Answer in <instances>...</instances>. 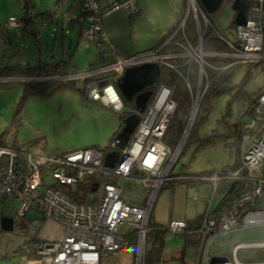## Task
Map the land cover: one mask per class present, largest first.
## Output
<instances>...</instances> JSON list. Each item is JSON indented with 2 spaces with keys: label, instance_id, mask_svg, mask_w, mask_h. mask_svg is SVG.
<instances>
[{
  "label": "built area",
  "instance_id": "1",
  "mask_svg": "<svg viewBox=\"0 0 264 264\" xmlns=\"http://www.w3.org/2000/svg\"><path fill=\"white\" fill-rule=\"evenodd\" d=\"M186 2V14L175 31L183 34L185 19L191 14L197 34L196 45L192 46L184 35V44L172 36L165 44L173 43L181 47V50L162 51L160 46L151 51L115 58L98 69L82 74H67L64 78L108 72L104 79L87 80L85 92L91 100L101 101L113 110L120 111L122 99L116 84L124 68L157 62L176 71L185 81L190 96L186 123L192 126L209 82L204 70L206 56H226L231 59V63L264 62V0H254L248 8L244 24H234L233 40L213 26L197 0ZM81 4L87 12L81 39L94 42L98 35L99 42L95 46L102 53L104 36L100 30V20L105 10L101 9L98 0H81ZM119 6L128 8L130 12L137 10L135 0H117L108 9ZM201 22L204 23L203 30ZM22 24V18L11 16L3 26L10 30ZM207 26L212 27L217 37L226 43L228 51L216 53L202 49V38ZM193 62L197 65L194 89L188 75ZM103 80L106 83L101 85ZM173 89L171 85L160 84L142 112L134 105L124 111L126 115L137 114L138 122L123 147H117L115 136L110 142V148L106 151L118 149L119 158L122 157V161L112 167L104 164L106 151L92 147L47 156L21 147L0 144V198L13 197L17 202L16 213L20 216L35 210L63 228L60 240L33 242L24 248L22 259L14 264H100L103 256L109 253L116 255L119 249L128 245L134 248V264H145V231L154 199L165 182L182 177L180 174L172 175L171 168L184 144L183 131L175 145H169L163 140L177 106ZM235 139L237 164L200 177L209 180L213 188L223 178L234 179L235 183L229 199L224 203L219 202L212 208V194L207 200L204 213L194 230L198 239L193 264H264L242 262L235 255L239 248H264V241L234 243L232 259L226 258L222 262L211 263L209 253L210 241L215 236L264 224V87L255 95L252 116ZM44 167L50 168L49 175L42 173ZM47 177L51 178L52 183L45 182ZM90 177L94 178L91 180L94 183L92 189L85 192L84 200L73 199L71 195L77 192L71 187ZM116 178L135 181L147 187L143 202L133 204L125 201L121 195L122 187L116 183ZM99 187L101 190L97 195L95 190ZM194 199L197 200V197ZM185 227L186 221L182 219H171L166 224L167 232L174 235L183 233Z\"/></svg>",
  "mask_w": 264,
  "mask_h": 264
},
{
  "label": "rangeland",
  "instance_id": "2",
  "mask_svg": "<svg viewBox=\"0 0 264 264\" xmlns=\"http://www.w3.org/2000/svg\"><path fill=\"white\" fill-rule=\"evenodd\" d=\"M29 14L35 16L37 11L50 9L55 4V0H30ZM68 1V0H67ZM22 0H0V23H5L9 15L20 17L22 15ZM12 9H14L13 12ZM60 9V8H59ZM75 12L66 11L63 14L58 11L53 14L49 20L39 21V31L34 36L30 31L23 32L20 27L10 29L7 37L9 42L3 41L0 37V65L17 61L31 65L36 63L39 56L41 61H50L61 56L64 50V58L68 59L69 71L71 74H82L102 65L101 56L93 42H82L74 48L65 46L62 48L61 41L68 44L71 37L74 36L77 24L74 28L71 26L70 15ZM213 24L219 32H223L230 39H234V10L230 3L223 2L215 12ZM74 22V21H73ZM86 26V20L84 19ZM31 28V27H30ZM64 32L62 37L61 32ZM72 50L74 52L72 53ZM18 53V56H16ZM11 57L13 60H10ZM101 65V66H100ZM264 69V63H261ZM166 67H162L165 69ZM259 67L253 69L249 74V79L243 84L244 93L232 97L229 92L220 91L209 95L205 105L209 110L201 108L194 122L192 130L195 131L197 138L203 135H209L211 129L217 127V121L221 120L222 114L228 112L226 120L232 122L234 118L246 123L250 120L249 113L245 110L251 98H254L257 89L264 85V71ZM108 72L94 73L92 75L77 76L71 78H62L63 84L55 88L52 92L45 95H29L23 101V82L27 80H8L0 83V140L2 144H10L15 140L18 145H22L32 153H41L47 156L71 151L82 147H100L103 148L109 144L110 139L115 136L119 129L120 112L132 107L131 102H127L122 97V108L115 111L104 105L101 101L91 100L85 92V79H95L101 76H107ZM245 74L238 69L233 74L234 81L240 82ZM21 101V102H20ZM20 107L17 109L19 106ZM189 110L179 109L174 114L172 131V144L178 142L177 128L184 129ZM14 119L11 120L12 114ZM192 131V132H193ZM190 139L181 149L174 165L171 168L172 175L182 173H197L225 167L234 163L236 158V147L227 144L224 139H217L213 145H201L196 147L199 140ZM50 168H43L42 173L49 175ZM116 183L122 187V197L125 201L139 203L146 196L147 187H142L138 182L130 181L124 178H116ZM45 182L52 183L50 177L45 178ZM174 181L165 182L154 199L151 209V218L155 222L166 224L170 215L175 216L179 211L176 205L174 191ZM234 179L223 178L219 180L213 188L212 183L207 179H200L192 182L180 184L183 186L180 190V208H184L182 213L176 214L182 219H193L194 224L198 222L203 204L210 199L211 206H216L219 201L227 194L228 190L234 186ZM101 187L96 189L97 195ZM197 197L198 200H194ZM8 212L14 215V228L11 231L1 233L3 238L6 234L12 236L31 235L36 232L32 223L22 225L19 221L20 216L16 213L17 203L13 197H2ZM6 211V209H5ZM175 216V217H176ZM47 220V218H45ZM45 220H38L36 223L41 225ZM53 221V220H52ZM55 222V221H54ZM44 224L39 229L42 230ZM4 239V238H3ZM198 234L194 242L185 243L183 237L167 232L164 236L163 248L161 251V261L159 263L148 264H193ZM53 239H49L52 241ZM3 240L0 238V245ZM264 241V224L250 226L242 229H235L215 236L209 244V253L211 256H224L232 259V247L237 242ZM150 243H146V248ZM17 248V247H15ZM184 250L182 258L180 251ZM0 254H4L1 252ZM134 248L128 245L117 251L116 255L109 253L101 258L100 264H134ZM236 258L242 262H264V248H239L235 252ZM22 259L21 253H14L10 257L1 256L0 264L14 263Z\"/></svg>",
  "mask_w": 264,
  "mask_h": 264
},
{
  "label": "trees",
  "instance_id": "3",
  "mask_svg": "<svg viewBox=\"0 0 264 264\" xmlns=\"http://www.w3.org/2000/svg\"><path fill=\"white\" fill-rule=\"evenodd\" d=\"M55 4L51 9L48 10H43L39 11V13H36L35 16H37L40 19H44L47 17L49 14H54L58 12L60 7H66L64 10H62V13L66 11H70L73 9V1H76V10H73L75 12L74 16L72 17V20L74 23L79 24V29L77 28V32L79 30V39H81L82 31L84 26V19L86 16V10L83 8L81 4V0H55ZM232 0H223V2L230 3ZM67 2V3H66ZM222 2V4H223ZM67 4V5H66ZM221 4V5H222ZM31 5L30 0H22V15L20 18L23 19V24L21 26V29L26 32L27 29H32L30 27H37L38 21H35L32 19L33 15L29 14V6ZM220 5V6H221ZM203 8V7H202ZM187 10V2L184 0L183 4V11L180 15V20L185 16ZM204 10V8H203ZM205 15L208 18V20L213 23V16L215 14L211 13L208 14L205 10ZM64 15V14H63ZM179 20V21H180ZM33 22V24H31ZM179 23V22H178ZM175 24L174 27L171 28L166 34H164L158 41L156 47L162 46L161 50L162 51H175V50H181L179 46H176L173 43H166L165 42L168 40L169 37H174L176 40L181 42L182 44L185 43V40L183 38V35L186 37L187 41L192 45H196L197 43V34H196V29H195V22L193 19V16L191 14H188L186 19H185V24H184V32L183 34L181 32H176V26L178 25ZM35 24V25H34ZM234 20L232 21V25L234 26ZM214 26V24H213ZM204 27V26H203ZM215 27V26H214ZM33 28V29H34ZM10 32L9 29L5 28L3 26V23H0V34L4 37V39H7V34ZM36 30L34 33L36 34ZM97 34V32H96ZM99 42L98 35L94 38V44L97 45ZM67 43H65L64 40L61 41V46H66ZM202 49L206 52H216V53H225L228 51V47L226 43L221 40L219 37L214 32V29L212 27H206L204 30L203 38H202ZM64 51L61 52V56L59 58H55L50 61H41L40 57L38 56L36 58V63L31 65L29 62L22 64L23 62L17 61L16 64H13L12 61H9L8 64H1L0 65V76H29V77H50V76H64L68 74V67L71 59V55L69 56L68 59L64 58L63 56ZM16 56H18V53H16ZM10 60H13L11 57ZM206 64L204 65V70L206 73V76L209 80L203 95L201 97L198 110L196 113L195 120L197 118V115L199 113V110L201 108H205L206 110H209V106L205 105V101L208 100L209 95L212 93H218L220 91H226L229 92L232 97H237V95H240L244 93L246 95V92H243L242 86L243 84L246 83V81L249 79V74L252 73L253 69L256 70L257 68H261V63L264 62H252V63H231V59L226 56H220V55H214V56H206L205 57ZM231 63V64H230ZM162 67L166 66H161L160 68V75L157 78L156 82L150 87L152 89V94L155 92L157 87L160 84H166V85H171L173 89V98L175 99L177 106L175 109L174 114L177 112L179 109H185L189 110V105H190V96L188 92V88L185 84V81L179 76V74L172 70L169 67H166L165 69H162ZM240 69L242 73L245 74L243 80L240 82H235L233 79V74H235V71ZM189 75V81L192 89L195 88V84L197 81V65L195 62L192 63L191 65V70ZM86 81L89 79H85ZM63 84L62 80H29V81H24L23 82V94L21 97V101L25 99L29 95H34V94H40V95H45L47 93L52 92L55 88L61 86ZM257 94V93H256ZM253 100L254 98H251V100L248 103V107L246 108L245 112L249 113L250 118L252 116V105H253ZM20 101V102H21ZM20 102L18 103L19 106L17 109L20 107ZM131 105L133 106V102H131ZM174 114L172 115L168 126L166 128L163 140L168 143L169 145H173V138H172V131L173 128V121H174ZM228 112H224L222 114L221 120L217 121V127L212 128L211 133L209 135H203L200 138H197L195 131L192 130L193 125L191 126L188 135L184 141V144L182 148L184 147L185 143L190 139L191 134H192V141L199 140L196 144V147H200L201 145L209 144L213 145L215 143V140L217 139H224L227 144L234 145L236 147V155H238V150H237V141L236 137L245 129V124L244 122H241V120H238L237 118L232 120V122H229L226 120V115ZM126 116L124 112H120L119 119H120V125L119 129L120 130L122 126V119ZM117 131V132H118ZM178 135L181 133V128H177ZM193 131V132H192ZM114 136L110 139H112ZM230 138H233V140H230ZM12 146H17L15 144H11ZM21 146V145H20ZM96 148L98 150H107L110 148V142L107 146L100 148V147H92ZM237 160V156L235 158V161ZM237 163H233L231 165L221 167V169H226L228 167L232 168L236 165ZM215 169L212 170H207V171H201L197 173H182V177L175 179V182H186V181H196L200 180L201 176H207L210 175ZM94 179L93 177H90L87 180H80L78 184H76L73 190L77 193L74 195H71L73 199H76L78 201H83L84 200V194L86 191H89L92 189V185L94 182H91V180ZM103 180H111V178H104ZM72 190V189H70ZM232 193L230 190L227 192V194L222 198L220 202L224 203L226 200L229 199V195ZM194 220H188L186 221V227L184 228L183 233L179 234L182 235L184 238L185 242H192L195 240V227L196 224L193 222ZM167 233V229L165 226H162L158 223L153 222L151 218L148 220V225L147 229L145 231V264H148V262L151 263H159L161 261V249H162V244H163V239H164V234ZM149 242L150 246L146 248V243ZM29 245H25L21 248L18 249L19 253L24 252V248Z\"/></svg>",
  "mask_w": 264,
  "mask_h": 264
},
{
  "label": "crops",
  "instance_id": "4",
  "mask_svg": "<svg viewBox=\"0 0 264 264\" xmlns=\"http://www.w3.org/2000/svg\"><path fill=\"white\" fill-rule=\"evenodd\" d=\"M68 1H70V0H68ZM115 1H117V0H98L99 6L101 7V9L105 10V12L102 15L101 20H100V30L104 36V39H103L102 45H101L103 52L99 53L101 56V59H102V64H101L102 66L113 61L115 58L127 57V56H131V55H134L137 53L147 52V51H151V50L158 48V47H156V45H157L159 39L164 34H166L169 30H171V28L174 27L175 24H177L178 22H180L183 19L182 18L180 20V15L183 11L184 0H135V5L137 6V10L135 12H130L128 10V8H126L124 6H119L117 8H113V9L109 10L108 9L109 6ZM65 8L60 7V9L58 11H60L62 13V10H64ZM46 10H48V9H46ZM73 10H76V1H73V9L70 10L69 12H72ZM13 11H14V9H12L11 12H13ZM36 13H39V11H37ZM62 14H64V12ZM74 14L70 15V21H71L72 28H74V24H75L72 20V17L74 16ZM11 16H14V15H9V17H11ZM52 16H53V13L50 14V16L48 14L47 17L44 19L50 20L52 18ZM32 19L35 21H38V18L35 19L34 17H32ZM44 19H42V20H44ZM31 24H33V22ZM38 24H39V21L36 25L37 27H35V28L31 27L32 29H27L26 32L30 31L32 34H34V36H37V33L39 31ZM84 26H85V24H84ZM203 26H204V23L201 22L202 30L204 29ZM77 28L79 29V24H78ZM20 29H21V27H20ZM35 30L37 31L36 34L34 33ZM75 31H76L74 34L75 38L72 36L69 43L66 44V46H68L69 48H74V47H76V45H80V43L85 42L82 39H79V37H78L79 36L78 35L79 30H78V32H77V29ZM61 35H62V37L65 36L63 31L61 32ZM0 37L2 38L3 41L8 40V42H9V38L4 39V37L1 34H0ZM62 40H64V39H62ZM62 48H65V46L64 47L62 46ZM73 52H74V50H72V53ZM159 66L161 67V65H159ZM98 68H100V67H98ZM262 71H264V69H262ZM68 74H71L69 69H68ZM9 77H14V76H0V83L7 82L8 80H10V79H8ZM15 77H29V76H21L20 75V76H15ZM102 77H103V79L105 78V76H101L100 79ZM27 81H29V80H27ZM262 87H264V85H261L260 88L257 89V92ZM14 115H15V113L12 114L11 120L14 119L13 118ZM3 132L0 133V136L2 135ZM0 144L1 145H7V146H12L11 144L18 145V143H16L15 140L12 141L10 144H2L1 140H0ZM18 146L23 148L22 145L21 146L18 145ZM235 162L236 161H234V163ZM220 168H217V169H220ZM187 182H192V181L175 182L174 183V185H175L174 191H176L175 192L176 205H175V202L173 203V205L177 209H179V211H176L175 216H176V214L182 213V211H184V208H180V200H181L180 190L182 191V189H183V186L180 184L187 183ZM144 198L145 197H143L139 203H133V204H141L143 202ZM130 203H132V202H130ZM206 203H207V201H205V204H203L202 212L199 214L200 217L198 218V221L204 213ZM214 207H212V208H214ZM5 209H6V211H5ZM7 209L8 208H6L5 202L0 201V216L1 215H7V216H11V217L15 218L14 215L10 214ZM175 216L170 215L166 224L171 219H182L181 217H177V216L175 217ZM150 218H151V216H150ZM43 219L45 220V217H43L42 220ZM151 220H152V218H151ZM182 220L188 221V220H193V219L191 218V219H187V220L186 219H182ZM36 221L38 222V220L27 221L24 218L23 219L20 218L19 222L22 225H25V223H27V224L32 223L33 227L37 229L36 232H34V234L30 233L31 235L27 234L26 236L25 235H21V236L14 235V236H12L11 234H6V236H4L3 237L4 239H3L1 237V235H2L1 233H4V231L0 230V238L3 240V242L1 241V243L2 244L4 243L3 245H0V249L2 250L1 252L4 253V254H0V257L1 256L10 257L12 254L18 253L19 248H21L25 245H30L35 241L38 242L40 240H49V239L50 240L53 239L56 241V240H60L63 237V228L57 222H54L51 219L47 218V220H45L46 224H44V221H43V223L38 226L36 224L37 223ZM153 222H155V221H153ZM155 223H158V224L166 227V224H162L159 222H155ZM43 224H44V226H43L42 230L40 231L39 229L41 228V226ZM194 233H195L194 238L196 239L197 233L196 232H194ZM164 236H165V234H164ZM179 236L183 237L182 235H179ZM194 241H192V242H194ZM163 242H164V239H163ZM185 243H187V242H185ZM188 243H190V242H188ZM15 247H17V248H15ZM162 248H163V244H162ZM161 251H162V249H161ZM183 253H184V250L180 251L179 256L181 258H182ZM160 256H161V253H160ZM9 264H14V262L11 260Z\"/></svg>",
  "mask_w": 264,
  "mask_h": 264
},
{
  "label": "water",
  "instance_id": "5",
  "mask_svg": "<svg viewBox=\"0 0 264 264\" xmlns=\"http://www.w3.org/2000/svg\"><path fill=\"white\" fill-rule=\"evenodd\" d=\"M204 10L208 13L216 12L223 0H198ZM254 3V0H232L230 2L231 9L234 10V23L244 24L247 16L248 8ZM160 75V66L157 62H145L141 64H136L124 68L122 74L117 81V88L124 100L127 102H133L134 107L138 111L142 112L149 100L152 89L150 88L157 80ZM66 76H50V77H9L8 79H20V80H56L62 79ZM106 81L103 80L101 85L105 84ZM138 122V116L135 113L127 114L122 119V126L120 130L115 134V138L118 140L117 147H123L132 133L134 127ZM191 125L185 123L183 129V142L190 130ZM119 150H109L104 153V164L112 167L116 162H121L122 157L119 158ZM232 187L228 190V192ZM27 221L42 220V215L35 211L29 210L23 216ZM14 227V218L7 215L0 216V230L7 232L11 231ZM224 256H211L210 262L217 263L225 261Z\"/></svg>",
  "mask_w": 264,
  "mask_h": 264
},
{
  "label": "clouds",
  "instance_id": "6",
  "mask_svg": "<svg viewBox=\"0 0 264 264\" xmlns=\"http://www.w3.org/2000/svg\"><path fill=\"white\" fill-rule=\"evenodd\" d=\"M198 1V0H197ZM201 5V4H200ZM122 97V96H121Z\"/></svg>",
  "mask_w": 264,
  "mask_h": 264
},
{
  "label": "flooded vegetation",
  "instance_id": "7",
  "mask_svg": "<svg viewBox=\"0 0 264 264\" xmlns=\"http://www.w3.org/2000/svg\"><path fill=\"white\" fill-rule=\"evenodd\" d=\"M161 68V67H160Z\"/></svg>",
  "mask_w": 264,
  "mask_h": 264
}]
</instances>
